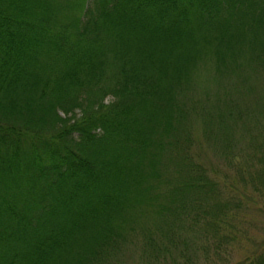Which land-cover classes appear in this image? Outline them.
<instances>
[{
    "label": "trees",
    "instance_id": "16d2710c",
    "mask_svg": "<svg viewBox=\"0 0 264 264\" xmlns=\"http://www.w3.org/2000/svg\"><path fill=\"white\" fill-rule=\"evenodd\" d=\"M257 47L264 64V0H0V264H110L138 234L191 264L178 220L211 216L217 184L184 101L200 65L236 75ZM252 142L234 161L264 193ZM232 264H264V242Z\"/></svg>",
    "mask_w": 264,
    "mask_h": 264
},
{
    "label": "rangeland",
    "instance_id": "374dc122",
    "mask_svg": "<svg viewBox=\"0 0 264 264\" xmlns=\"http://www.w3.org/2000/svg\"><path fill=\"white\" fill-rule=\"evenodd\" d=\"M257 51L258 47L251 51L252 56L243 58L237 69L239 74L232 76L222 74L217 77L212 64L200 65L184 101L188 113L198 112L200 118L205 119V132L202 131L200 118L194 122L190 116L185 120L186 129L194 140L192 150L197 145L196 153L200 154L197 159L204 162L208 176L217 184L216 189L208 191L212 200L205 210L214 220L211 216L202 220L200 214L199 224L203 226L210 222V228L215 221V224L221 225L218 233L210 231L212 229L206 231H209V235L212 233L214 239L211 240L209 235L203 239V233L197 231L202 229L200 225L197 227L198 223L196 229H189L197 214L188 210L180 215L182 219L178 220L180 226L176 234L181 239L185 238L187 243H180L179 249L182 251L183 248L191 255V264H232L255 252L264 242V193L252 188L251 174H256V171H252L248 165L243 170L236 165L238 160L234 161L239 150L245 148L244 142L254 140L252 144L257 146L255 141L264 137V115L259 114L260 104L264 102V90L261 92V86L264 87V64L255 62ZM221 108L224 112L226 109L227 114H221ZM60 113L63 114L62 111ZM232 118L238 120L231 122ZM245 126L248 128L247 136H242ZM253 151L250 147V165H253ZM167 215L172 216L171 212H167ZM160 224L167 222L163 220ZM215 246H219V251L215 250ZM152 250L142 234H138L134 236L132 244L113 258L110 264H161L159 256H156L157 262L154 261ZM167 264L172 263L169 261Z\"/></svg>",
    "mask_w": 264,
    "mask_h": 264
}]
</instances>
